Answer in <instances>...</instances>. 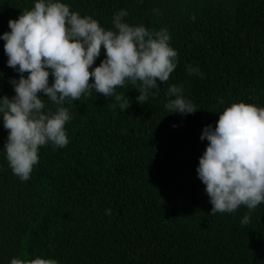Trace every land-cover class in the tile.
Wrapping results in <instances>:
<instances>
[{"label": "trees", "instance_id": "obj_1", "mask_svg": "<svg viewBox=\"0 0 264 264\" xmlns=\"http://www.w3.org/2000/svg\"><path fill=\"white\" fill-rule=\"evenodd\" d=\"M35 2L0 0V36ZM60 2L106 30H115L113 17L122 9L130 25L166 28L177 67L144 104L130 82L118 87L117 94L131 100L124 111L114 96L95 90L65 101L72 116L65 125L69 143L41 146L26 182L9 167L8 130L0 117V264L13 257L58 264H264V203L247 225L241 224L245 206L212 215L196 171L208 144L200 139L203 129L215 127L225 107H264V0ZM4 43L0 39V96L11 98L10 81L19 73L8 67ZM103 59L102 48L92 67ZM187 65L203 75L190 74ZM173 84L182 86L195 113L168 112ZM40 96L44 111H55Z\"/></svg>", "mask_w": 264, "mask_h": 264}, {"label": "clouds", "instance_id": "obj_2", "mask_svg": "<svg viewBox=\"0 0 264 264\" xmlns=\"http://www.w3.org/2000/svg\"><path fill=\"white\" fill-rule=\"evenodd\" d=\"M127 15L126 10L118 11L113 17L115 30H106L92 16H81L60 0H36L31 9L8 21L11 31L0 39L5 41L7 65L18 71L19 79L10 81L14 96H0V117L8 130L3 147L6 159L21 182L30 179L41 146L51 143L64 148L69 143L65 125L72 116L65 101L81 100L95 90L107 98L114 96L124 111L131 100L117 94L118 87L130 82L139 92L136 100L144 104L150 94H159L157 82H167L176 69L178 53L170 46L168 30L130 25L123 19ZM102 48L105 59L93 68ZM186 70L203 75L192 65ZM40 94L56 105L55 111H44ZM167 96L169 113L187 115L198 110L184 98L182 86L171 85ZM200 139L208 144L196 171L212 205L210 214L234 213L245 206L249 213L241 224H249L251 211L264 203V107L232 103L219 113L215 127L203 129ZM10 264L58 262L13 257Z\"/></svg>", "mask_w": 264, "mask_h": 264}]
</instances>
